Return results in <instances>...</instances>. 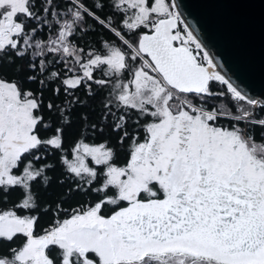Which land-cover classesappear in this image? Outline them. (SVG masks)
Here are the masks:
<instances>
[{"label":"snow or ice","instance_id":"1","mask_svg":"<svg viewBox=\"0 0 264 264\" xmlns=\"http://www.w3.org/2000/svg\"><path fill=\"white\" fill-rule=\"evenodd\" d=\"M177 7L175 0H0V203L21 195L0 208V264H264V104L201 55ZM89 20L110 34L99 49L79 43ZM6 64L15 65L12 79ZM52 84L71 97L67 109L44 103L42 89ZM81 90L90 100L107 93L101 119L121 133L120 144L130 139L129 159L121 166L108 142L78 140L61 163L77 190L96 200L38 234V217L18 212L38 207L34 187L50 183L54 167L39 162L49 148L64 152ZM215 98L220 106L207 107ZM133 114L144 120L143 140L127 130Z\"/></svg>","mask_w":264,"mask_h":264},{"label":"trees","instance_id":"2","mask_svg":"<svg viewBox=\"0 0 264 264\" xmlns=\"http://www.w3.org/2000/svg\"><path fill=\"white\" fill-rule=\"evenodd\" d=\"M112 9H105V13L112 15ZM116 20H120V14L117 13L114 17ZM88 27L91 31L88 32L84 38L79 41L80 45L86 46L91 45L93 48L99 49L101 47V41L110 39V34L101 29L99 26L94 25L91 20L88 22ZM135 39V37H133ZM15 65H4V74L12 79L15 75L14 73ZM26 89L36 90L40 86L36 83L26 82L24 84ZM54 87H59V84H52L49 87L43 88V101L45 104L48 102H53L55 105L59 106L61 109H67L66 100L71 99V97H66L63 93L56 95L53 92ZM216 90H223V86L219 85L217 82ZM76 96L82 98L83 104H74L71 111L72 115L69 117L71 120L70 127L65 128L64 131V152L61 153L57 150L47 149L44 153V159L39 162L40 164L47 163L54 165L50 170H47V175L50 178V183L40 184L34 187V195L36 197V203L38 207L32 211L18 212L19 215H32L38 217L37 228L41 225H50L56 219L66 218L65 209H70L72 207L78 206V204H87L90 198H96L94 193H84L77 190L76 182L72 178V174L67 172L66 166L61 163V158L63 156H68L72 159L70 155L75 143L84 139L86 143L89 144H99L108 142L111 146L115 147L118 152V164L123 166L127 163L130 153V139H125L123 144L119 143L120 132L113 131L112 129L105 128L104 125L106 121L101 119V106L102 102H106L107 93H101L94 100H90L85 96L83 90L76 92ZM222 103L221 98L211 99L207 102V107L220 106ZM236 103V102H233ZM84 105H87L86 107ZM238 107V106H237ZM43 115L49 119V122L53 124L54 127H59L60 124L56 123L58 119L56 115L50 114L46 109L43 111ZM86 118V119H85ZM137 117L133 114L132 118L129 120L127 130L132 135H138L140 140L144 138V130L142 125L144 120L141 119L140 123H136ZM227 122V121H226ZM229 123V122H227ZM96 124L97 130L93 131L91 125ZM103 129V132L100 131ZM259 132V129H257ZM47 135V133H45ZM91 164V160H89ZM21 195L19 192H13L8 197V203H0V208L7 210L12 207L14 203L19 202ZM61 209L60 215L57 216V209Z\"/></svg>","mask_w":264,"mask_h":264},{"label":"water","instance_id":"3","mask_svg":"<svg viewBox=\"0 0 264 264\" xmlns=\"http://www.w3.org/2000/svg\"><path fill=\"white\" fill-rule=\"evenodd\" d=\"M219 70L264 104V0H175Z\"/></svg>","mask_w":264,"mask_h":264},{"label":"flooded vegetation","instance_id":"4","mask_svg":"<svg viewBox=\"0 0 264 264\" xmlns=\"http://www.w3.org/2000/svg\"><path fill=\"white\" fill-rule=\"evenodd\" d=\"M217 85V84H216ZM237 106H239V104H237ZM215 107H217V105L215 106ZM229 122L227 119H220L219 120V124L220 125H222V126H228L229 125V123H227V122ZM129 159V158H128ZM96 200V198H90V200L88 201V203L87 204H85V203H81V204H78V206H75V207H72V208H70V209H65V212L67 213L66 214V218H68V216L71 214V211H72V209H75V208H79V207H81V206H84V207H87V206H90V204L92 203V202H94ZM66 218H64V219H66ZM57 220V219H56ZM56 220H54L50 225H41V227H38L37 229H36V232L38 233V234H43V230L44 229H47V228H49L51 225H53L54 223H55V221ZM22 242V241H21Z\"/></svg>","mask_w":264,"mask_h":264},{"label":"built area","instance_id":"5","mask_svg":"<svg viewBox=\"0 0 264 264\" xmlns=\"http://www.w3.org/2000/svg\"><path fill=\"white\" fill-rule=\"evenodd\" d=\"M184 23H186V21L184 20ZM187 24V23H186ZM188 25V24H187ZM189 26V25H188ZM187 30H189V31H192L191 30V27L189 26L188 27V29ZM193 35H195L196 36V38L200 41L201 39L199 38V36L198 35H196L194 32H193ZM201 42V41H200ZM202 43V42H201ZM202 45H203V49H202V51H201V55H202V52L203 51H207V49H206V46L202 43ZM208 52V51H207ZM209 54V53H208ZM212 59H213V62H215V60H214V58L211 56V55H209ZM216 63V62H215Z\"/></svg>","mask_w":264,"mask_h":264},{"label":"bare ground","instance_id":"6","mask_svg":"<svg viewBox=\"0 0 264 264\" xmlns=\"http://www.w3.org/2000/svg\"><path fill=\"white\" fill-rule=\"evenodd\" d=\"M179 10V9H178ZM215 63V62H214ZM216 64V63H215ZM216 71H219L222 75H224L225 76V78L226 79H228V77H227V75L224 73V72H222L221 70H219L218 69V67L215 69ZM234 86H235V84L230 80V79H228ZM237 86V85H236ZM238 90H240V89H238ZM241 91V90H240ZM242 92V91H241ZM243 93V92H242ZM245 94V93H244Z\"/></svg>","mask_w":264,"mask_h":264},{"label":"rangeland","instance_id":"7","mask_svg":"<svg viewBox=\"0 0 264 264\" xmlns=\"http://www.w3.org/2000/svg\"><path fill=\"white\" fill-rule=\"evenodd\" d=\"M177 10H178V8H177ZM179 11V10H178ZM243 94V93H242Z\"/></svg>","mask_w":264,"mask_h":264}]
</instances>
